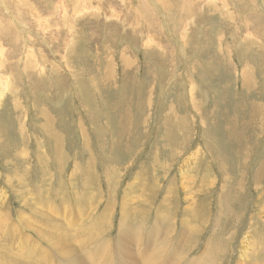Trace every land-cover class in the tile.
Segmentation results:
<instances>
[{"label":"rangeland","instance_id":"obj_1","mask_svg":"<svg viewBox=\"0 0 264 264\" xmlns=\"http://www.w3.org/2000/svg\"><path fill=\"white\" fill-rule=\"evenodd\" d=\"M0 98V264L264 259V0H0Z\"/></svg>","mask_w":264,"mask_h":264},{"label":"bare ground","instance_id":"obj_2","mask_svg":"<svg viewBox=\"0 0 264 264\" xmlns=\"http://www.w3.org/2000/svg\"><path fill=\"white\" fill-rule=\"evenodd\" d=\"M203 2V1H202ZM5 5V4H4ZM60 5H61V3H60ZM58 6V5H57ZM4 7V6H3ZM7 7V6H6ZM5 8V7H4ZM67 8V7H66ZM59 9V8H58ZM58 12L60 11V10H57ZM56 12V11H55ZM10 13V12H9ZM14 17V16H13ZM17 21H18V19H16ZM16 25V24H15ZM5 84V83H4ZM3 97V95L1 96V98ZM0 98V99H1ZM261 204V203H260ZM190 210V209H189ZM139 211V210H138ZM140 212V211H139ZM161 213V212H160ZM159 215V214H158ZM48 217V216H47ZM49 218H51V217H49ZM48 218V220H51V219H49ZM163 218V217H162ZM47 220V219H46ZM175 221V220H174ZM51 223V222H50ZM60 223V222H59ZM122 224V223H121ZM189 224V223H188ZM188 224H183L182 223V227H184V230H183V232L184 231H186L187 229H189L190 227L188 226ZM190 225V224H189ZM177 226V225H176ZM175 226V227H176ZM58 227V226H57ZM62 227H64V226H62ZM174 228V227H173ZM177 228V227H176ZM192 228V227H191ZM58 229V228H57ZM62 229V228H61ZM60 229V230H61ZM63 230H65V233H66V229L64 228ZM190 230H188V232H189ZM64 232V231H63ZM62 232V234H65V233H63ZM188 232H186L185 234H187ZM190 233V232H189ZM181 234H182V232H181ZM70 239V238H69ZM69 239H67L66 238V236H64V237H62V238H60V242H61V245H63V247L61 246V252L62 253H65V255H68V256H66V259H65V263L66 264H87V263H85L86 261L84 260V258H87L86 257V255H84V254H86L87 252L86 251H83L82 252V254H83V256H84V258L83 257H81V256H79L78 254H77V252L74 250L75 248L73 247V246H75V244L71 241V240H69ZM121 239H122V243H123V245L125 246V248H130V254H129V257H125V259L126 260H123V262L124 261H127V264H142V259H140V258H138L137 257V255H135V253H134V251H133V247H132V245H135V241L133 242V243H131L129 240H127L125 237H123V236H121ZM151 239V238H150ZM247 238L245 237V240H246ZM127 240V241H126ZM174 240V239H173ZM71 242H72V244H73V246H71ZM150 242V244H151V241H149ZM248 242V241H247ZM138 243H140V242H138ZM147 243V242H146ZM171 244V243H170ZM141 245V244H140ZM139 245V246H140ZM147 245V244H146ZM178 245V244H177ZM244 246H245V244H243ZM211 246V245H210ZM250 246V245H249ZM104 247V246H103ZM144 247V246H143ZM171 247V246H170ZM140 248V247H139ZM113 250V249H112ZM159 251H160V249H159ZM208 252H206V254H207ZM240 253H242V251L240 252ZM239 253V254H240ZM245 254V253H244ZM251 254H253V253H251ZM246 256L244 257L243 255H242V257L241 258H243V259H241L237 264H264V259L263 260H258V259H256V257L254 256V255H252V256H254V258L252 259V260H250V262H249V257H247V255H249V254H245ZM91 256H93V255H91ZM142 256V255H141ZM150 256H153V255H150ZM180 256V255H179ZM208 256H209V254H208ZM213 256V255H212ZM252 256H250L251 258H252ZM111 257V256H110ZM204 257V256H203ZM215 257V256H214ZM213 257V258H214ZM109 258V257H108ZM113 258V257H112ZM118 258L119 259H121V257H120V252H119V250H118ZM154 258V257H153ZM172 258H173V256H172V254L170 255V260H172ZM207 258V257H206ZM216 258V257H215ZM175 259V258H174ZM207 260V259H206ZM215 260H217V259H215ZM12 261V260H11ZM159 261V260H158ZM180 261H181V257L180 258H178L177 260H176V263L175 264H180ZM197 261H199L200 262V260L199 259H195L194 261H192V263H189V264H197L198 262ZM213 261V260H212ZM117 262V261H116ZM115 262V263H116ZM157 262V261H156ZM163 262H165V260L163 261ZM172 262H175V261H172ZM171 262V263H172ZM216 262V261H215ZM11 263H14V262H11ZM63 263V262H62ZM111 263V262H110ZM104 264H109V262H104ZM112 264V263H111ZM126 264V263H125ZM160 264H162V263H160ZM165 264V263H164ZM174 264V263H173Z\"/></svg>","mask_w":264,"mask_h":264}]
</instances>
